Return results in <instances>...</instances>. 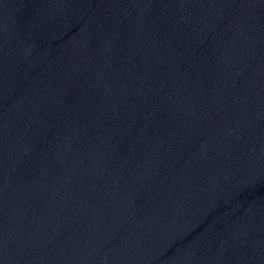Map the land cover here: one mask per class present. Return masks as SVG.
Masks as SVG:
<instances>
[{"label":"water","instance_id":"obj_1","mask_svg":"<svg viewBox=\"0 0 264 264\" xmlns=\"http://www.w3.org/2000/svg\"><path fill=\"white\" fill-rule=\"evenodd\" d=\"M0 264H264V0H0Z\"/></svg>","mask_w":264,"mask_h":264}]
</instances>
